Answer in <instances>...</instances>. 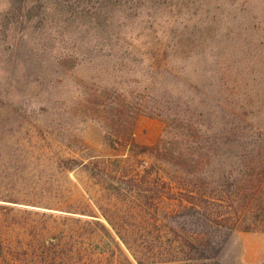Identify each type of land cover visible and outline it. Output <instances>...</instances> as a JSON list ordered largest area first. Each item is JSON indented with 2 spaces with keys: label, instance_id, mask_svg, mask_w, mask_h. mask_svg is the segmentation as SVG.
Instances as JSON below:
<instances>
[{
  "label": "rangeland",
  "instance_id": "rangeland-1",
  "mask_svg": "<svg viewBox=\"0 0 264 264\" xmlns=\"http://www.w3.org/2000/svg\"><path fill=\"white\" fill-rule=\"evenodd\" d=\"M29 3L0 0V255L43 264L44 243L54 252L58 239L70 246L78 236L74 218L84 217L76 212L94 211L138 264L114 226L128 235L159 218L166 235L174 219L184 221L174 218L169 194L178 166L156 151L141 154L143 147L161 145L179 157L198 147L206 152L264 139V0H156L150 18H140L135 28L148 63L93 56L69 71L55 58L79 44L81 23L69 26L65 16L43 15L39 3L33 10ZM128 93L141 97L133 101L144 107L132 130L138 146L124 144L126 117L118 109L120 123L109 129L113 142L107 147L106 100ZM81 151L97 159L88 169ZM205 162L208 173L201 169L202 175L213 181L221 179L224 165L242 164L218 156ZM152 166L156 171L149 173ZM101 258L91 263L122 261H111V254ZM262 258L264 234L241 231L220 256L224 264H264L256 262Z\"/></svg>",
  "mask_w": 264,
  "mask_h": 264
},
{
  "label": "trees",
  "instance_id": "trees-1",
  "mask_svg": "<svg viewBox=\"0 0 264 264\" xmlns=\"http://www.w3.org/2000/svg\"><path fill=\"white\" fill-rule=\"evenodd\" d=\"M29 2L28 9L33 10L34 4L39 3L41 5L39 9L43 15L54 11L59 16H65L66 19L63 20L69 26L81 23L76 26V29L85 30V34L83 33L78 39L79 44L76 41L74 44L71 43V46L67 45L55 58L61 69L69 71L68 69L79 67L86 61L92 62L93 56L103 57L104 55L119 64L136 63L138 59L143 64L150 61L148 55L138 49L141 38L136 36L138 31L135 28L137 24L142 23L140 18L145 17L143 21L150 18L156 0H29ZM95 48L102 51L98 49L95 52ZM69 64L71 68L68 67ZM114 92L115 90L112 93ZM140 98L131 99L128 93L124 96L112 94L106 100L108 103L106 108L109 109L111 118V121H107V147L113 142L111 140L113 135L109 134V129H114L120 123L116 120L118 109H121V117L124 115L126 117V125L122 131L126 139L124 144L131 141V148L138 146L132 138V130L144 107L142 103L139 105V102L135 103L133 100ZM120 100L121 104H119ZM121 120L123 121L122 118ZM260 135L264 137V132H260ZM161 148V145L143 147L144 151L141 154L151 155V151H156L162 160L169 157L178 166L173 171L174 177L169 184L171 192L169 194L171 195L170 200L175 204L174 218L181 216L184 221L180 223L179 218L174 219L175 225L166 235H163V226L159 218L153 225L148 222L146 229L136 231V233L130 232L128 235H125L119 227L114 226L138 264H224L220 256L234 232L264 234L263 138L254 145L236 146L230 149L213 150L210 147L204 152L202 150L205 148L198 147L197 150L187 155L182 152L183 154L179 157ZM80 154L89 160V163L85 164V161L82 163L87 169L97 160L93 156L82 155L85 154L84 151ZM190 155L196 156L189 158ZM212 156L236 157L242 164L229 165V167L226 166L227 164L224 165L221 170V179L213 181L212 175L204 176L201 172V169L205 170L204 167L208 165L205 160L211 159ZM188 161L191 163H187ZM187 166L192 171L187 173L185 170ZM155 168L152 166L149 173L156 171ZM205 172L208 173L206 170ZM157 173L161 176L164 172L161 173L160 169ZM141 191L140 187L138 193ZM155 210L156 216L158 211ZM76 213L84 216L74 218V223L78 227L77 231L74 228V232L78 234L77 238L73 237L70 246H67L64 240L59 245L61 239H58L55 252L45 242L44 249L49 247V250L42 249L44 256L40 257L39 262L43 264H92L93 260L102 261L101 257L111 254L113 256L111 261L122 259L120 264H133L94 211ZM140 215L148 221L143 212ZM104 216L113 223L105 213ZM187 225L190 229H187ZM88 231L90 234H87L92 236L91 241L85 237ZM58 246L61 247L60 251H58ZM25 252V257L28 258L29 253ZM0 256L2 257L0 264H26L27 262V259L14 255L10 259H3V255Z\"/></svg>",
  "mask_w": 264,
  "mask_h": 264
},
{
  "label": "crops",
  "instance_id": "crops-1",
  "mask_svg": "<svg viewBox=\"0 0 264 264\" xmlns=\"http://www.w3.org/2000/svg\"><path fill=\"white\" fill-rule=\"evenodd\" d=\"M261 258V257H260ZM264 260V258H262V259H258V260H256V262H262ZM247 264H251V263H249L248 261H247ZM253 264H256V263H253Z\"/></svg>",
  "mask_w": 264,
  "mask_h": 264
}]
</instances>
